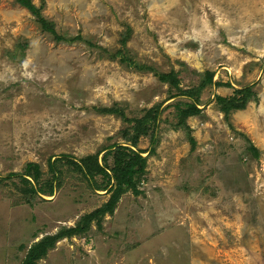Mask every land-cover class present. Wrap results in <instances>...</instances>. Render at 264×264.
<instances>
[{"label": "rangeland", "instance_id": "374dc122", "mask_svg": "<svg viewBox=\"0 0 264 264\" xmlns=\"http://www.w3.org/2000/svg\"><path fill=\"white\" fill-rule=\"evenodd\" d=\"M31 1L57 33L83 42H56L26 9L0 0V264H22L35 242L108 200L61 157L99 154L102 164L156 106L158 142L142 155L141 193L122 195L101 229L92 222L59 239L38 264H264V0ZM126 35L127 55L174 71L180 90L207 71L231 88L207 85L199 113L179 125L175 105L191 100L102 52L121 49ZM245 87L255 99L225 117L216 97ZM112 107L131 121L94 109ZM150 147L147 135L133 149ZM29 163L39 165V184L52 183L51 196L26 193L18 176Z\"/></svg>", "mask_w": 264, "mask_h": 264}, {"label": "trees", "instance_id": "16d2710c", "mask_svg": "<svg viewBox=\"0 0 264 264\" xmlns=\"http://www.w3.org/2000/svg\"><path fill=\"white\" fill-rule=\"evenodd\" d=\"M20 7L26 9L32 16H34L36 23L39 25L43 32L50 34L56 42H63L67 44H73L75 42H83V38L80 35L74 37H66L65 35L59 34L56 32L54 25L44 19L41 15V7L37 8L31 0H13ZM128 36L126 35L121 41L122 48L117 49L114 52H109L106 49H102V52L110 56L111 58H118L122 63L127 67H136L139 70H149L154 72L158 79L170 85L171 88L176 89L178 94L173 97H186L188 100H191L187 103H180L175 105L176 116L178 123L183 124L184 120L190 116H194L199 113L198 109V98L200 92L207 86L214 84L213 83V73L205 72L203 74L202 80L195 87L189 89H179V79L177 74L174 71L169 73H157L155 70L146 65L135 63L130 56L127 55L125 50V45ZM88 45L95 47L91 43L87 42ZM214 85L216 86H225L231 88L230 84H223L217 82ZM254 98L255 93L252 88L245 87L238 90H233V94L229 97H216V103L219 106L221 112L224 113L225 117L229 115L231 111L243 110L247 102ZM96 111L103 114H114L118 115L123 121L129 123L131 119L125 117V113L122 109L117 107L112 108H94ZM160 112L159 107H154L145 112V115L140 119L134 121V125L131 128L126 129L124 135L125 139L129 142V145L126 143L115 144L108 147L104 154L102 155V164L98 162V155L87 156L83 159H80L78 162L72 158L62 156L66 164L69 165L75 172L80 174L83 179L87 180L89 185L95 188H100L107 193H109L108 200L102 204L101 207L93 210L92 212L81 217L79 222L70 228L61 229L60 232L53 236H46L43 239L35 242L28 250L25 255V258L22 264H38V262L43 259L47 252L52 249L55 243L62 238L72 237L74 235L82 234L90 228V224L94 222L98 229H101V222L104 216L112 215L115 209L116 204L118 203L120 197L127 193L128 191L132 192L133 195L138 196L141 192L138 188V180L145 174L146 161L147 157H143L144 153L148 155L154 153L155 146L158 142V139L155 136V131L158 127ZM149 135L150 149L148 151H142L138 149H133L137 147L140 137H146ZM190 143L193 147L194 142L190 139ZM247 150L253 155L254 158H258V150L248 142ZM109 158H111V166L109 165ZM56 162L49 161L48 167L51 173V180L55 179ZM14 176L10 174V177ZM17 176V175H15ZM14 176V177H15ZM21 182L25 186H30L27 190V194H46L51 196L53 194V186L49 180L39 184L42 177V172L40 171L39 165L34 163L27 164L24 174L20 176ZM96 177H100L102 181L105 182V185L99 186L96 181ZM34 182V184H33ZM110 186L109 188H107Z\"/></svg>", "mask_w": 264, "mask_h": 264}]
</instances>
